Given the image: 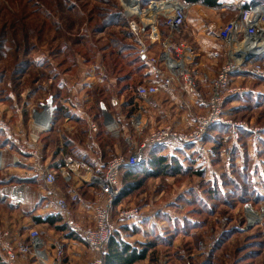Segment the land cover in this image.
I'll use <instances>...</instances> for the list:
<instances>
[{
	"label": "rangeland",
	"instance_id": "rangeland-1",
	"mask_svg": "<svg viewBox=\"0 0 264 264\" xmlns=\"http://www.w3.org/2000/svg\"><path fill=\"white\" fill-rule=\"evenodd\" d=\"M57 1L0 0V120L11 130L9 135L0 129V149L5 160V167L0 170V197H6L5 194H1L4 192L3 189L23 185L20 183L24 181H19L29 175L20 165L14 168L18 163L8 164L14 156L27 164L32 163V160H25L19 155L20 151L14 149L16 145L20 150L27 148L30 140L38 136L41 154L37 160L41 159L37 163L41 162L49 167L56 166L57 180L60 183L64 182L62 176L65 174L64 170L58 168L63 162L60 149L64 146L65 137L62 133H67L80 142L84 151L91 148L88 121L87 125L78 122L75 115V118L72 119V116L69 120L60 117L58 124L53 126L56 131L50 135H48L50 131H39L33 120V110H42V105L50 96L53 100L56 98L57 105L62 106L61 103L65 99V102L69 101L71 109L80 108L85 115L87 113L90 116L97 115L99 100L110 99V102L117 97L123 101V109L118 106L119 108L115 107L117 109L113 110L111 102L106 107L120 122L124 121L125 114L131 107H126L130 97L135 96L133 92L117 94L114 90L111 95V88L117 87V77L115 74L104 73L99 66L100 63L94 61L97 47H93L92 43H97L101 37L106 40L108 32L125 30L127 27L125 25L100 30L96 26L98 18L95 7L118 11L120 8L123 9L121 0H65L71 6L68 13L66 7L60 9L55 5ZM151 1L144 6L147 7ZM194 6L187 22L197 17L200 22H205V25L212 23L216 32L236 15L232 7L227 8L229 10L227 11L203 4ZM197 11L199 13H196ZM224 11L231 13L225 17L226 19L222 18ZM58 24L61 29H58ZM128 29L130 30L129 23ZM83 35L86 45L77 44ZM134 42L137 46L136 39ZM215 45L219 52L218 57L208 61L206 57L202 59L210 70L206 72L208 77H204L207 82L215 77L223 61L224 45L220 40H215ZM61 48L63 50H60ZM68 55L72 58L76 55L79 65L66 73L65 69L74 65V60L61 67H58V64ZM110 57L105 62L108 70L111 69ZM26 61L29 62L28 65ZM132 67L128 70L131 71ZM235 82L249 86L251 90L249 93L253 95L251 101L242 103L240 100H234L228 107H224L227 119L240 126L222 124L229 129L221 133L217 141L203 139L208 151L205 155L195 151L191 144L176 148L163 146V150L165 149L163 153L173 155L185 168H193L192 171L144 179L142 175L133 178L129 182L136 183L142 179V184L133 192L121 197L112 209L113 229L117 232L120 230L124 240L139 247L150 242L153 245L149 247L151 249H148L146 258L136 264H204L206 261L212 264H264V80L245 75L237 77ZM123 84L119 82L118 87ZM202 85L203 83L200 84ZM103 86L107 91L103 95H97L95 92H99ZM151 101L137 99L136 109L133 111L138 112L136 111L138 106L142 105L144 117H148L149 110L153 116L162 119L158 125H153L148 119V129L171 124L176 130H190L191 125L185 128V124L175 122L172 116L176 112L180 114L184 112L180 101L173 103L166 101L165 98L161 100L164 108L169 110L168 117L154 101ZM239 105L244 106L233 110ZM119 114H123L124 117L121 119ZM214 126L216 124L212 127ZM126 127L125 136L136 140L137 131L134 126L130 123ZM234 130L237 131L238 138H234L232 134ZM124 133L120 129L115 135L110 134V137L104 138L110 143L106 148L99 145L104 154V162L118 153L130 151L132 146L126 142ZM211 135L217 134L212 131ZM95 143L100 144L96 137ZM7 144L12 148H8ZM244 166H246L244 171L249 170L251 173L249 174V181L251 180L253 185L251 187L244 184L240 178L243 172L240 169H244ZM37 167L41 172L40 167ZM196 170L203 171V175L195 174ZM13 173L17 175L21 173L22 176L15 175L14 178ZM31 175H34L36 186H43L37 181L35 176L38 175L37 172ZM230 180H235L240 186L244 184L242 187L246 189L245 192L247 191L244 199L238 196L239 188L242 187L236 186V182ZM74 181L78 183L77 178ZM210 185L220 186L223 198L209 193L207 189ZM30 187L21 186L20 189L27 191ZM31 188L36 190L35 187ZM201 199L203 201H200ZM27 209L31 212L25 213ZM0 212L10 214L11 222L21 219V223L24 224L33 223L35 217L32 213L36 211L32 204L21 205V208H9L6 204L0 203ZM255 214L256 220L253 219ZM34 227L43 236L45 235L43 231L48 230L46 225Z\"/></svg>",
	"mask_w": 264,
	"mask_h": 264
},
{
	"label": "built area",
	"instance_id": "built-area-1",
	"mask_svg": "<svg viewBox=\"0 0 264 264\" xmlns=\"http://www.w3.org/2000/svg\"><path fill=\"white\" fill-rule=\"evenodd\" d=\"M121 2L124 14L129 19V28L137 42L138 54L147 65V75L137 85V95L144 101H150L160 93L175 91L181 107L188 114L191 128L189 131H180L171 124H165L148 129L149 121L142 114L144 107L139 105L136 110L138 112L132 113L129 119V123L137 131L136 140L124 137L128 145L132 146L130 151L114 155L107 161L101 174L92 175L91 181L98 187L93 225L77 221L67 200L52 189L57 180V167L41 168L42 178L63 223L96 252V257L88 264H104L105 247L113 233L111 211L121 193L120 177L123 171L143 162L148 150L156 146L176 148L191 144L201 155L208 154L203 142L208 129L215 124H233L225 113L226 100L251 91L249 86L237 84L236 78L248 75L264 80V0H223L219 6L211 7L223 10L232 7L236 15L217 31V36L224 45V56L217 74L208 80L207 95L200 87L199 49L183 38L192 7L202 3H191L189 0H152L146 7L141 0ZM154 48L159 49L158 53L153 52ZM204 77L207 78L208 75ZM47 101L42 105V110L34 109L32 114L36 127L43 132L52 130L57 109L54 101L53 107H49ZM111 104L117 107L122 101L114 97ZM202 105L206 110L198 112ZM119 122L110 109L102 112L103 128L111 135L122 130ZM99 127L96 121H89L92 132H97ZM0 129L11 135L10 127L1 120ZM232 134L234 138L239 137L236 130ZM33 140L37 142L38 136H34ZM2 152L0 149V170L5 167ZM68 163H72L71 158L66 159V165L61 162L58 168L63 170ZM65 177L69 178L68 172ZM4 193L13 203L24 201L19 186L1 194ZM25 256L33 257L38 264H66V243L62 238H54L52 242H48L38 229H31L24 239L11 240L10 230L0 226V257L4 262L19 264L20 258Z\"/></svg>",
	"mask_w": 264,
	"mask_h": 264
},
{
	"label": "trees",
	"instance_id": "trees-1",
	"mask_svg": "<svg viewBox=\"0 0 264 264\" xmlns=\"http://www.w3.org/2000/svg\"><path fill=\"white\" fill-rule=\"evenodd\" d=\"M149 1L150 0H141L143 5H146L147 3H149ZM189 1L191 3H202V4L209 6V7H217L221 4L220 0H189ZM55 5H57L60 9H64L66 7V13H68L67 12L68 10H71L70 9L71 6H69L65 0H58ZM95 12H97L96 16L98 18L96 26L98 28H100V30H102V31H104L107 27L112 28V27L127 25L125 30L120 29L119 31L108 32L106 35L107 36L106 40H104L103 37H101L100 39L97 40V43H92V45H93V47H97V51H95L96 53L94 56V61L96 63L97 62L100 63L99 66L101 67V69L104 73L112 74V75L115 74L117 77V79H116L117 87H115L114 89L111 88L110 94L111 95L113 94V90L117 94H124L127 91L130 93L133 92L135 94V96L132 95L130 97L128 104L126 105V107L131 106L129 111L125 115L126 118L128 117V119H129V117L131 116L133 111L136 109V100L141 99V97H139L137 95L136 89H137V85L140 82H143L145 76L147 75V73H146L147 65H146L145 61L142 59V57L139 56V54H138V48L134 42L135 36H133L134 34H132V32L128 29L129 19L125 18L126 16L124 14L123 9L120 8L118 11H113L111 9H104V8L95 7ZM224 13L227 14L228 16H229V14L231 15L230 12L226 13L224 11L223 14ZM163 24L164 23H162V25ZM57 26H58V29H61V26H59V24ZM161 28L163 29L164 27L161 26ZM56 31H58V30H56ZM84 36L85 35H83L82 37L80 36L81 38L78 40L77 44L86 45V42L84 40ZM60 50H63V49L61 48ZM109 56H111L109 59V63L111 66L110 70L106 69V67H105V65H106L105 62L108 61ZM73 60H74V65H72L71 67H67L65 69V72L67 73V71L69 69H71L73 67L74 68L78 67L79 60L77 59L76 55H74L73 58L71 57V55L66 56L63 59V61L58 64V67L65 65L69 61L73 62ZM28 64H29V62L26 61V65H28ZM129 67H132V69H130L131 71L128 70ZM55 69H56V67H55ZM125 71L127 73H125ZM123 73H124V75H122ZM60 74H62V73H60ZM135 74H136V76H135ZM119 82H121V84L122 83H124V84L122 86L120 85V87H118ZM106 91H107V89L103 86L99 92L96 91L95 93L97 95H103ZM92 92H93V90H92ZM130 93H128V94H130ZM251 97H253V95L251 93L230 97L226 100L224 107H228L231 104V102L234 100H240L242 103L251 101L252 100ZM109 100L110 99H108V101H107V99L99 100L98 101V113H97V115L96 114L94 115L96 122L100 126L99 131L97 132L96 138L98 141L100 140L99 145L101 147H104V148L110 146V143L108 141H106V139H104V138H107L108 136L110 137V133L107 132L103 128L102 112H101L100 104H101V102H103L106 106H107V104L110 105ZM53 101H54L55 105L58 104L56 101V98H54ZM243 106L244 105H239L238 107H234L233 110L240 109ZM71 110L72 109L70 107H65L63 105L62 106L57 105L54 125L57 124L58 119H60V117L61 118L71 117V115H72ZM114 110H115V108H114ZM72 116H73V118H75L74 115H72ZM75 120L78 122H82V123L86 124V121H85L86 119L82 120L80 117H77ZM129 125H130V123L128 121L127 126H129ZM228 129H229V127L226 125L217 124L216 126H214L208 130L204 139L217 141L218 136H220L221 133L228 131ZM55 131L56 130L54 127L50 132H48V135H50L51 133H54ZM212 131H215L217 135H211ZM241 131H243V129H241ZM62 134L65 137V141H64L65 143H64V147H63L64 155L76 156L77 153H79V150H78V148L76 146V142H75L76 140L73 137H70L67 133H62ZM164 151H165V149L163 150V148L161 146L153 147L150 150H148L146 157H145L143 162L136 164L134 166H130L123 171V173L120 177L121 193L118 196V198L116 199V201L114 203V207L121 200L120 199L121 197L125 196L126 194H128L131 191L133 192L136 187H139L142 184V179L136 183L129 182V180H131V179L133 180V178L135 179V178L139 177L140 175H142V178L144 179L147 177L166 175L169 173H172V174H181L182 173V174H184V173L192 171L193 168H191V167L185 168L181 164L180 160H178L173 155L163 153ZM109 158L107 160H105V164L107 163ZM105 164H104V166H105ZM243 168L244 169H240V171L243 170V172L240 174V178L243 180L244 184L246 183V184H248V186L251 187V186H253L252 181L251 180L249 181V174H251V173L249 172L248 169H247L248 171H244L246 169V166H244ZM103 169H104V167H103ZM103 169L100 173L103 172ZM195 174L202 176L203 171L196 170ZM123 181L125 182L124 184H123ZM230 181L236 182L235 180H230ZM235 185L239 186V187L243 186V185L240 186V184H238L237 182L235 183ZM207 190L212 195H215V197H218V198L222 197L221 196L222 191L220 189V186H214L213 187L212 185H210ZM239 190H240L239 191L240 194L238 195L239 198L244 199V196H245L244 194L247 192V191L245 192L246 189H243V187H242V189L239 188ZM200 201H203V200L201 199ZM0 203L6 204L9 208H16V206L9 203V201L6 197H0ZM34 220L36 221V223H41V222L48 223L50 226L55 228L56 231L65 232L66 236H68V237L78 238V236L75 235L74 232L69 230L68 227L63 223V218L60 214L49 215L46 218L35 217ZM152 246L153 245L151 244V242L145 243L141 247L134 246V245L128 243L126 240L123 239V237L120 233V230L117 232V231H114V229H113L112 236H111L110 240L108 241V243L105 247L104 256H103L104 264H136L138 261L146 258L147 251H148V249H151L149 247H152ZM0 264H6L3 260V258H1V257H0ZM204 264H212V263L210 261L209 262L206 261Z\"/></svg>",
	"mask_w": 264,
	"mask_h": 264
},
{
	"label": "crops",
	"instance_id": "crops-1",
	"mask_svg": "<svg viewBox=\"0 0 264 264\" xmlns=\"http://www.w3.org/2000/svg\"><path fill=\"white\" fill-rule=\"evenodd\" d=\"M220 1H223V0H220ZM193 8H195V6ZM228 9L226 10L229 11ZM196 13H199V11H197ZM227 16L228 15L224 13L222 15V18L226 19L225 17ZM183 38L184 40L197 45L199 49L201 57L198 61L199 62L198 70L200 73V77H199L200 84L203 83V85L200 87H202V89L207 92L209 90V87L207 85L208 82L206 81L204 76L207 75L206 72H209L210 70H208L207 68L208 66L206 62L205 61L203 62L202 59L206 57L207 58L206 61H208V60L215 59L216 57H218L219 52L215 49L216 47L215 40H220V39L217 36V32L213 29L212 23H208L205 25V22H202V21L200 22L198 18L195 17L194 20L186 22V26L183 31ZM153 50H154L153 51L154 53H158L159 51V49L157 50L156 48H154ZM202 76L204 79H202ZM162 97L165 98L166 101H170L173 103L176 101L178 102L179 97L175 91L169 90L164 93H160L156 95L152 99L151 102L154 101L156 106L161 110V112H164L165 116L168 117L170 116V113H169V110L167 111L164 108L161 102V100L163 99ZM61 104L65 107H70L69 101L67 103L65 102V99L62 101ZM111 107L114 110L115 107L113 105H111ZM119 107H121L122 109L123 108L122 104ZM199 109L206 110L205 106L203 107L200 106ZM147 111H148L147 113L148 117L146 116V118L149 119L150 123H153V125H158L161 123L162 119L161 120L158 119V116H153L154 114H152L149 110ZM101 112H102V109H101ZM71 113L72 115L80 117L82 120L86 119L85 121H88V124H89V121H96L94 118V115L90 116L87 113L85 115L82 109L80 108L77 109V107L72 108ZM119 115L121 119L124 117L123 114H119ZM172 116L174 117L175 122L179 121V123L185 124L186 125L185 128H189V126L191 125V121L188 118V114L186 112H183L181 114L180 112L179 113L176 112V114H172ZM66 119L69 120L70 117H67ZM125 120L126 121L128 120L126 116L124 118V121L123 120L121 121L122 130L125 132L123 136L126 135V129H127L126 126L128 122V121L126 122ZM96 135H97V132H92V131L90 132L89 136L91 139L89 141L91 142V145H90L91 148L87 149L86 151L82 149L84 147L82 146L80 142L75 141L76 146L80 153L79 155L77 153V156L64 155L63 153L64 146L61 147L60 153L62 155L61 159L63 160L62 164L66 165L65 161L67 158H71L72 160V163H68L67 166H64L63 170L65 171V174H66V171L67 172L70 171L71 174L69 172L68 179L65 177V174H63L62 178L64 182L62 181L63 183H60L58 180H56L55 184L52 187V189L58 196L64 197L67 200V202L70 204V206L72 207L74 218L77 221H80L81 223H83L84 225L94 224V210H95V201H96V197L98 194V187L94 183H92L91 178L94 173L101 172L105 164V162L103 161L104 154H102L99 148V144L95 143ZM18 140H20V138ZM39 146H40L39 142L38 141L35 142L33 139L32 141L30 140L28 147L27 148L24 147V149L22 150H20L19 146L16 145L14 149H17V151H20L21 154L19 155L25 160L26 159L32 160V163L27 164L26 162L20 160V158L17 156H14L13 160L10 163H8L9 165L18 163L17 166H15L14 168H18L20 165V167H22L29 173V175L25 176L21 181H19V182L24 181L20 183L23 185H15V186H19V188H21V186H27V187L31 186V187H35L36 190H34L31 187L27 191L21 190V194L24 197V201L20 203H13L12 200L7 195L5 196L7 197L9 203L16 206L17 208L19 207L21 208V205L32 204L34 206V211H36V212H33L32 215L34 214V217L46 218L49 215L58 214V210H57L56 205L52 201V197L49 194L46 183L44 182L41 172H39V169L37 167L39 166L40 171H41V168L46 166L44 163H41V162L37 163V161H40L41 159L39 158L37 160V158L41 154L40 153L41 148H39ZM7 147L12 148L10 144H7ZM23 150H26V151H23ZM36 172L39 175V176L35 175L37 176V179H38L36 180L38 181V183H40V185H43V186L39 187L38 185L36 186V184H34V181H35L34 175H31V174L32 173L36 174ZM74 173H76L75 176H74ZM15 175L18 177L22 176L21 173L20 175L13 173L14 178H15ZM76 178H77L78 183L74 181V179ZM9 186H11V184ZM15 186L10 187L8 189L5 188L3 190L4 192L8 193ZM28 212H31V211L27 209L25 213H28ZM10 217L11 216L8 213L0 212V226H3L4 228L10 230L11 240L24 239L28 236V233L31 229H35L34 226L37 227L39 225H46L48 226V230L47 231L45 230L43 232L45 234L44 237L48 240V242H52L54 238H62L65 241L66 248H67V256L65 257L66 264H88L90 261H92L96 257V252L92 248L88 247L83 242V240L79 237L78 238L68 237L65 235L66 234L65 232H56L55 228H53L52 226H50L48 223H45V222L36 223V221L33 220V223L22 224L21 219H16L15 221L11 222ZM19 264H38V262L33 257L25 256V257L20 258Z\"/></svg>",
	"mask_w": 264,
	"mask_h": 264
},
{
	"label": "water",
	"instance_id": "water-1",
	"mask_svg": "<svg viewBox=\"0 0 264 264\" xmlns=\"http://www.w3.org/2000/svg\"><path fill=\"white\" fill-rule=\"evenodd\" d=\"M47 102H48L47 104L49 107H53V97L52 96L48 98ZM101 109L103 113L107 112V107L104 103H101Z\"/></svg>",
	"mask_w": 264,
	"mask_h": 264
},
{
	"label": "bare ground",
	"instance_id": "bare-ground-1",
	"mask_svg": "<svg viewBox=\"0 0 264 264\" xmlns=\"http://www.w3.org/2000/svg\"><path fill=\"white\" fill-rule=\"evenodd\" d=\"M128 4H130V3H128ZM132 5H130V7H131ZM260 214V213H259ZM253 219L254 220H256L257 219V215L255 214L254 216H253Z\"/></svg>",
	"mask_w": 264,
	"mask_h": 264
}]
</instances>
